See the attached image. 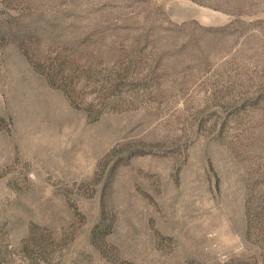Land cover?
<instances>
[{"label": "rangeland", "instance_id": "1", "mask_svg": "<svg viewBox=\"0 0 264 264\" xmlns=\"http://www.w3.org/2000/svg\"><path fill=\"white\" fill-rule=\"evenodd\" d=\"M0 264H264V0H0Z\"/></svg>", "mask_w": 264, "mask_h": 264}]
</instances>
